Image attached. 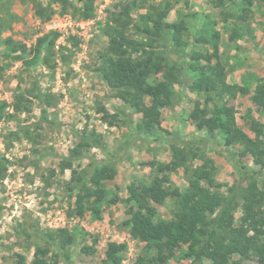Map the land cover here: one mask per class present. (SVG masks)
<instances>
[{
    "label": "rangeland",
    "instance_id": "rangeland-1",
    "mask_svg": "<svg viewBox=\"0 0 264 264\" xmlns=\"http://www.w3.org/2000/svg\"><path fill=\"white\" fill-rule=\"evenodd\" d=\"M219 1L170 0L173 9L166 21L182 20L188 31L183 36L186 46L180 57L168 45L161 48L167 62L178 67L179 83L174 87L172 105L163 110L162 124L152 136L136 134L141 115L115 97L99 72L102 57L110 47L106 32L114 26L113 19L127 0H94L95 14L88 20L74 15L70 6L65 11L56 0L0 1L4 26L0 29V102L7 104V116L0 121V161L7 168L0 177V264H15L17 255L32 264L38 246L50 250L47 259L52 263L57 254V264H107L112 246L120 245L126 246L121 264L147 260L152 253L146 243L132 238L124 226L132 205L127 201V188L132 183L150 184L155 172L148 163L170 162L172 145H185L204 155L216 167V184L230 201L242 203L240 192L249 188L251 175L258 190H264V154L257 161L243 145L227 148L217 132L198 130L192 118L193 111L216 102L213 96L190 90L194 80L189 70L190 56L194 49L211 51L210 45L196 42L211 23L220 33L219 56L227 68L228 81L248 87L252 93L258 80L264 83V0H250L249 4L247 0ZM68 3L76 5L77 1ZM39 4L47 8V13L53 11L50 19L36 13ZM131 20L133 25L137 21L135 11H131ZM53 21L59 23L56 30L51 26ZM54 33L59 37L48 64L44 62L48 45L31 66L25 64L31 56L24 60L19 58L20 51H11L9 42L34 50L40 38L50 35L52 39ZM33 88L50 96L47 110L53 124L43 121L39 103L29 95V111H14L15 95ZM252 93L228 99V104L236 111L239 127L251 139L261 140L264 148V113L253 103ZM121 111L128 118L119 114ZM105 112H118V125L110 127L103 119ZM255 123L261 131L253 129ZM85 129L103 136L117 170L116 177L100 189L105 200L98 218L89 211L82 217L69 215L75 207L77 176L89 170V160L69 159L79 133ZM136 135L140 139L136 140ZM88 156L106 159L96 149ZM201 163L195 161L196 165ZM241 166L248 170L244 175ZM171 180L169 188L183 192L188 186L183 169L171 174ZM175 206L168 195L163 205H156L158 216L171 219ZM241 216L238 208L231 217L234 225ZM60 229L74 233L75 238L74 244L62 251L55 248L56 242L52 243L48 235ZM176 253L170 264H192V260ZM244 264L264 262L254 256Z\"/></svg>",
    "mask_w": 264,
    "mask_h": 264
},
{
    "label": "trees",
    "instance_id": "trees-1",
    "mask_svg": "<svg viewBox=\"0 0 264 264\" xmlns=\"http://www.w3.org/2000/svg\"><path fill=\"white\" fill-rule=\"evenodd\" d=\"M56 1L62 3L65 11L70 6L74 15H79L81 19L94 17V0H76V5L69 4L68 0ZM153 1L127 0L121 12L113 19L114 26H110L106 32L110 38V47L102 57L99 69L108 87L115 92V97L141 115L135 126L136 134L147 136L154 135L162 124L163 110L172 105L174 87L179 83L178 67L167 62L161 48L168 45L180 57L186 46L183 36L188 31L182 20L172 23L166 21L173 9L170 0L159 4H154ZM247 1L249 4L250 0ZM221 3L222 0L218 2ZM143 10L146 12L142 13ZM131 11L137 13L134 25L130 24ZM47 12V8L39 4L36 13L42 18L50 19L53 11ZM1 22L0 17V29L4 27ZM214 24H209L204 30L205 34H201L196 40L197 43L210 45L211 51L194 49L190 56L192 63L189 70L194 78L190 90L213 96L216 102L193 111L192 118L198 130L217 132L227 148L243 145L246 152L259 161L264 154L262 141L251 139L239 127L236 111L228 104V99L252 92L248 87L228 81L227 68L219 56L220 33L213 28ZM129 31H132V35L128 34ZM52 36V39L50 35L40 38L34 50L13 45L12 42L9 44L12 53L20 51L19 58L32 57L30 60L24 59L28 66L40 60L42 49L48 45L44 57L45 64H48L54 56L53 49L59 34L54 33ZM257 82L251 99L264 113V83L259 80ZM28 95L39 103L43 121L53 124L49 122L47 110L51 103L50 96L43 95L34 88L22 90L15 95L14 111H29ZM6 108L7 104L0 102V121L7 116ZM119 114L128 118L122 111ZM118 117V112H105L103 119L110 127H114L118 125ZM253 129L259 132L262 127L255 123ZM78 137L79 142L71 151L69 159L73 162L89 160V170L77 176L75 207L69 215L82 217L89 211L98 218L105 200L104 192L100 189L104 182L116 177L117 170L112 164L111 151L101 134L85 129ZM93 149L106 155V159L88 156ZM170 149V162L148 163L155 172L150 184L132 183L127 188V201L132 205L124 226L132 238L145 242L148 252L152 253L147 260L139 259V263L170 264L177 256V251L180 258L190 259L192 264L203 261L210 264H244L254 256L264 262V190H258L254 175L250 176L252 181L249 188L240 192L242 203L230 201L216 184V167L208 163L204 155L185 145H172ZM195 161L202 163L196 165ZM6 169V165L0 161V177L4 176ZM180 169L188 175V186L183 192L179 188H169L172 183L171 174ZM245 172H248L247 168L241 166V175ZM168 195L176 202L175 211L171 219H162L158 216L156 205H163ZM238 208L241 209L242 216L234 225L231 217ZM48 235L52 243L56 242L55 248L60 251L75 242L74 233L67 229ZM125 249L124 245L112 246L107 264H121V253ZM49 253L48 248L38 246L32 264H57L58 255L54 254L52 263L47 259ZM15 264L28 262L25 256L17 255Z\"/></svg>",
    "mask_w": 264,
    "mask_h": 264
},
{
    "label": "built area",
    "instance_id": "built-area-1",
    "mask_svg": "<svg viewBox=\"0 0 264 264\" xmlns=\"http://www.w3.org/2000/svg\"><path fill=\"white\" fill-rule=\"evenodd\" d=\"M51 26H52V28H54L55 30L56 29H58L60 26H59V23L57 22V21H53L52 23H51Z\"/></svg>",
    "mask_w": 264,
    "mask_h": 264
}]
</instances>
